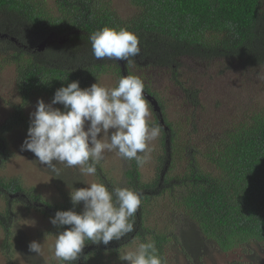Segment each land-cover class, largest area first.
<instances>
[{
	"label": "trees",
	"instance_id": "1",
	"mask_svg": "<svg viewBox=\"0 0 264 264\" xmlns=\"http://www.w3.org/2000/svg\"><path fill=\"white\" fill-rule=\"evenodd\" d=\"M130 3L134 14L122 18L114 11L112 0H0V52L7 54L0 62L15 63L18 94L15 110L0 122V168L10 158L6 134L14 129L28 130V104L39 99L51 102L55 91L73 80L85 88L104 77L118 84L122 76H139L151 120L161 129L151 146L152 168L147 161L142 166L127 161L120 185L102 162L96 174L110 189L131 187L141 193L135 230L108 245L86 241L73 264H90L102 254L117 260L119 251L130 242L148 240L155 241L166 264H180L178 255L183 249L178 225L187 220L198 227L204 244L233 257L228 264H250L255 248L264 246V99L252 97L250 101H255L249 105V96L239 100L238 95L262 85L264 0ZM22 21L40 40L34 37L29 43L17 32ZM104 26L125 27L136 33L140 54L130 58V63L96 60L89 36ZM185 58L195 63L193 68ZM214 61L227 74L238 62L241 71L235 76L241 79L236 83L230 77L224 93L207 107L201 102L203 84L198 93L188 84V68L200 74L199 66L210 68ZM151 71L165 72L178 104L166 100V89ZM230 93L233 100H229ZM30 190L20 178L0 175V197L6 203L0 212V230L3 227L6 233L1 252L8 264H18L9 258L13 243L7 225L15 196L23 195V200L15 197V201L43 218L54 217L58 210L79 213L83 209L82 204L73 208L68 191L47 203L34 187ZM66 227L53 225L52 237ZM53 264L62 262L56 259Z\"/></svg>",
	"mask_w": 264,
	"mask_h": 264
},
{
	"label": "clouds",
	"instance_id": "2",
	"mask_svg": "<svg viewBox=\"0 0 264 264\" xmlns=\"http://www.w3.org/2000/svg\"><path fill=\"white\" fill-rule=\"evenodd\" d=\"M89 40L96 60L130 63V58L141 51L138 35L125 27L104 26L91 33ZM259 78L264 79V75ZM191 87L197 93L200 90L199 85ZM144 88L143 80L136 75L122 76L111 88L98 82L81 88L79 80L62 85L50 103L37 101L21 151L32 152L56 176L61 174L57 164L78 167L82 175L96 176L97 165L106 152L142 166L153 151L151 142L161 132L151 120ZM83 182L86 187L73 188L69 193L73 208L82 203V211L58 210L50 218L54 226H68L56 235L52 246L54 257L62 264H73L86 241L108 245L133 233L134 218L142 203L137 189H110L101 181ZM29 250L39 254L41 244L33 241ZM119 260L128 264H166L154 240L139 243L134 250L119 255Z\"/></svg>",
	"mask_w": 264,
	"mask_h": 264
},
{
	"label": "rangeland",
	"instance_id": "3",
	"mask_svg": "<svg viewBox=\"0 0 264 264\" xmlns=\"http://www.w3.org/2000/svg\"><path fill=\"white\" fill-rule=\"evenodd\" d=\"M112 4L114 11L122 18H127L134 14L135 7L130 3V0H112ZM22 25L23 27L19 28L17 32L22 33L23 37H25L29 43L34 37L36 41L40 40L38 35L27 26L25 21H22ZM3 56L7 57L6 52H0V57ZM185 59L186 64L193 68L195 63L190 59ZM14 67L15 63L13 62H0V122L11 116L12 112L15 110V105L13 103L18 102ZM198 69L200 74H195L191 68H188V71L191 72V74L188 73V83L191 86L203 84L201 102L206 104L207 107L213 106L216 96L224 93L226 90L225 86L230 81V77L233 79L232 81L234 82L235 80L236 83L241 79V77L235 76L239 75V71H241L238 62L233 64L229 73L230 75L227 74V72H221L220 65L215 61L210 65V68L209 66H199ZM151 72L153 76L160 81L159 84L163 85L162 88L166 89L167 92L163 94L168 95L166 100L168 102H173V104H178L176 91L170 85V81L165 72L160 71L159 73L157 71L158 75L154 71ZM116 82L117 80L111 82L108 77L101 78L98 81L99 84L109 88L117 86ZM260 82L262 83L261 86L255 85L249 88V91L239 92L238 99L240 100L245 95L249 96L248 104L251 102L250 100L252 97L257 98L260 96L264 99V92H262V89H264V79H261ZM181 94L182 93H178L180 96ZM171 95H174V97ZM229 100H233L231 93ZM252 102L249 105H251ZM46 103H50V101ZM36 104L37 103H31L26 107L29 116L36 110ZM198 108L201 111L204 110L203 107ZM196 123H200L198 118H196ZM26 135L27 131L21 129H14L6 134L10 158L7 164L3 168H0L1 176L7 178L15 176L20 178L24 182L27 190L34 187L42 194V200L47 203H54L63 190L70 193L73 188L86 187L87 185L83 181L89 183L100 181L96 176L82 175L78 167L68 168L62 164H57V167L61 169L60 176L52 174L48 167L37 161V158L32 152L21 151V144L25 140ZM154 142L155 141L151 142L150 147ZM101 162L105 170L115 179L116 183L118 185L122 184L124 172L128 167L127 160L121 159L115 153L106 152ZM147 162L150 168H152L153 161L148 159ZM15 197H20V200L24 199L23 195H17ZM15 197L13 198V203H15L14 207L11 206L12 219L7 223L9 229L12 231L10 239L13 243V255L9 258L14 261L16 260L18 264H53L56 258L54 257L52 246L54 245L56 237H52L51 230L53 228H50L53 227V225L50 219L47 217L43 218L41 215L35 213L33 208L32 210L24 208L23 204H18L15 201ZM24 201L30 203L28 200ZM5 207V200L0 197V212L4 211ZM178 227L183 249V252L181 253V250L178 255V262L180 264H228V260L233 259V257L226 256L224 253L216 250L217 248H214L212 244H204L198 227L189 220L182 226L178 225ZM5 234V230L2 227L0 230V264H8L7 258H5L6 256L1 252V244L4 243ZM46 234H50V236H46ZM33 241L41 244V252L39 254L29 250V244ZM138 244L139 241L130 242L119 251V254L122 255L127 250H134ZM116 246L119 247V245ZM255 249L256 251L250 259V264H264V246H257ZM98 258L99 259L96 258L92 260L90 264H125L119 259L111 260L109 256L105 254L100 255Z\"/></svg>",
	"mask_w": 264,
	"mask_h": 264
}]
</instances>
